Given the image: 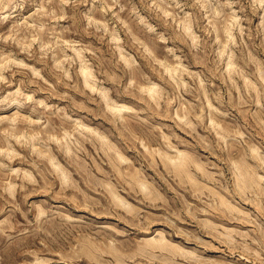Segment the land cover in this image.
<instances>
[{"label":"rangeland","instance_id":"obj_1","mask_svg":"<svg viewBox=\"0 0 264 264\" xmlns=\"http://www.w3.org/2000/svg\"><path fill=\"white\" fill-rule=\"evenodd\" d=\"M0 264H264V0H0Z\"/></svg>","mask_w":264,"mask_h":264},{"label":"bare ground","instance_id":"obj_2","mask_svg":"<svg viewBox=\"0 0 264 264\" xmlns=\"http://www.w3.org/2000/svg\"><path fill=\"white\" fill-rule=\"evenodd\" d=\"M87 73H88V72H87ZM88 74H89V73H88ZM86 76H87V75H86ZM86 79H87V78H86ZM87 80H88V79H87ZM88 82H89V80H88ZM91 86H92V85H91ZM111 108H112V107H111ZM113 108H114V107H113ZM184 156H185V155H184ZM184 156H183V157H184ZM183 157H182V158H183ZM169 158H170V157H169ZM184 158H185V157H184ZM179 160H180V159H179ZM180 161H182V160H180ZM180 161H179V162H180ZM183 161H184V160H183ZM183 161H182V162H183ZM175 162H176V161H175ZM177 163H178V162H177ZM180 164H181V163H180ZM180 164H178V165H180ZM184 164H185V162H184ZM238 171H239V170H238ZM244 172H245V171H244ZM247 172H248V170H247ZM240 173H243V171L240 172ZM246 174H247V173H246ZM237 175H238V173H237ZM244 175H245V174H244ZM247 175H251V174H247ZM255 175H256V174H255ZM241 176H242V174H241ZM253 176H254V175H253ZM253 176H252V177H253ZM244 177L247 178L246 175L243 176V179H245ZM239 178H240V177H239ZM243 179H241V181H242ZM248 179H251V178L249 177ZM248 179H245L246 181L243 180L244 183H245V186H246V182H247ZM253 179H254V178H253ZM253 179H251V180H253ZM255 179H256V178H255ZM236 181H237V179H236ZM249 182H250V180H249ZM249 182H248V183H249ZM252 182H254V181H252ZM255 182H256V181H255ZM255 182H254V183H255ZM257 182H258V180H257ZM248 183H247V186L249 185ZM239 184H241V183H239ZM242 184H243V183H242ZM243 185H244V184H243ZM250 185H251V184H250ZM253 185H254V184H253ZM259 185H260V184H259ZM260 186H261V185H260ZM197 187H198V186H197ZM255 187H257V186H255ZM198 188H199V187H198ZM199 189H200V188H199ZM201 189H202V188H201ZM246 189H247V187H246ZM259 189H260V188H259ZM244 190H245V188H244ZM244 190H243V191H244ZM213 192H214V191H213ZM114 195H115V194H114ZM118 197H119V196H117V198H118ZM224 199H225V198H224ZM226 199H227V198H226ZM222 200H223V199H222ZM228 200H229V199H228ZM219 201H220V200H219ZM225 201H226V200H224V202H225ZM220 204H221V203H220ZM226 204H227V203H226ZM231 205H232V204H231ZM231 205H230V206H231ZM228 206H229V204H228ZM232 207L235 208L236 206L233 205ZM229 208H230V207H229ZM218 209H219V208H218ZM238 209H239V208H238ZM231 210L233 211V209H231ZM232 213H233V212H232ZM150 243H151V242H150ZM161 243H162V241L160 242V244H161ZM161 245H162V244H161ZM164 245H165V243H163V246H164ZM156 246H157V245H156Z\"/></svg>","mask_w":264,"mask_h":264}]
</instances>
